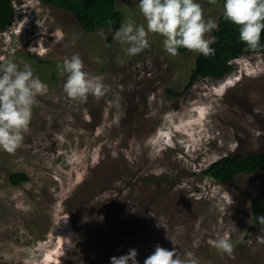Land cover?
<instances>
[{"label": "rangeland", "instance_id": "rangeland-1", "mask_svg": "<svg viewBox=\"0 0 264 264\" xmlns=\"http://www.w3.org/2000/svg\"><path fill=\"white\" fill-rule=\"evenodd\" d=\"M194 2L218 23L223 0ZM13 4L0 64H30L47 92L22 146L0 149V264H111L130 249L144 264L157 245L191 252L199 264H264L251 212L264 170L225 183L201 174L222 156L264 153V55L242 56L227 77L185 89L196 53L171 56L158 34L129 56L110 29L86 30L41 1ZM118 8L120 26L129 18L146 26L138 0ZM73 55L102 78L101 98H67L57 66ZM13 173L28 180L15 185ZM221 236L234 259L210 243Z\"/></svg>", "mask_w": 264, "mask_h": 264}, {"label": "clouds", "instance_id": "clouds-1", "mask_svg": "<svg viewBox=\"0 0 264 264\" xmlns=\"http://www.w3.org/2000/svg\"><path fill=\"white\" fill-rule=\"evenodd\" d=\"M208 2L215 4L216 0ZM223 8L224 18L238 26L239 39L246 45V51L261 54L264 0H225ZM139 10L146 26L137 25L129 18L114 33V39L126 46L129 56L149 46V33L164 38V49L171 56L178 55L180 48L205 57L215 54L211 47L215 37H210V33L218 29V24L212 19L206 20L202 6L194 0H139ZM57 67L61 75L67 76L63 91L71 101L85 103L89 95L97 99L105 95L107 88L102 78L86 72L79 55L65 57ZM46 92L47 85L34 77L30 64H23L22 69L11 60L0 64V149L14 154L22 146L33 107L38 104L37 97ZM258 223L262 234L256 239L264 244V215L258 217ZM210 243L220 253L234 259V246L227 236ZM137 255L135 249H130L126 255L111 257V264H138ZM144 264H199V261L191 252L182 257L176 248L169 251L157 245Z\"/></svg>", "mask_w": 264, "mask_h": 264}, {"label": "trees", "instance_id": "trees-1", "mask_svg": "<svg viewBox=\"0 0 264 264\" xmlns=\"http://www.w3.org/2000/svg\"><path fill=\"white\" fill-rule=\"evenodd\" d=\"M76 15L78 22L86 30L110 29L113 32L120 28L123 12L118 8V0H37ZM207 1V0H204ZM139 2V0H138ZM223 0L218 17V29L212 35L215 42L211 45L215 54L205 57L196 53L195 63L191 70L190 81L185 89L193 86L199 79L215 82L230 75L234 69V60L251 55L246 45L239 39V28L224 18ZM16 17L13 0H0V30H6ZM264 54V31L261 33L260 52ZM264 170V153L247 155L229 154L218 158L201 171L205 177L217 182H231L239 174H253ZM11 182L20 185L28 180L24 173H13ZM251 212L255 225L258 217L264 215V188L251 200Z\"/></svg>", "mask_w": 264, "mask_h": 264}]
</instances>
